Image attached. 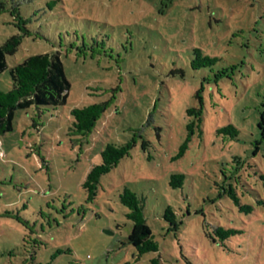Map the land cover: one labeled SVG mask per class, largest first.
Masks as SVG:
<instances>
[{
	"label": "rangeland",
	"instance_id": "obj_1",
	"mask_svg": "<svg viewBox=\"0 0 264 264\" xmlns=\"http://www.w3.org/2000/svg\"><path fill=\"white\" fill-rule=\"evenodd\" d=\"M18 16L29 34L0 91L10 68L55 52L70 88L0 134V264H264V0H0V45L22 35ZM91 104L105 109L82 137L70 111ZM126 143L89 200L88 172ZM125 189L157 252L129 245Z\"/></svg>",
	"mask_w": 264,
	"mask_h": 264
},
{
	"label": "trees",
	"instance_id": "obj_2",
	"mask_svg": "<svg viewBox=\"0 0 264 264\" xmlns=\"http://www.w3.org/2000/svg\"><path fill=\"white\" fill-rule=\"evenodd\" d=\"M17 27L22 35H15L8 38L0 45V74L7 68L6 57L14 55L21 43L22 37L28 35L26 23L21 17H17ZM205 60L212 64L215 59L205 57ZM199 64L193 62L195 69ZM202 66V64L200 65ZM12 88L7 92L0 91V134L11 132L16 110L28 109L31 106L39 107H58L66 104L70 83L65 75L64 66L57 52L32 55L25 58L21 63L9 70ZM104 104H91L83 108H75L70 111L73 118L72 128L77 135L85 136L94 126L95 121L103 113ZM190 115L197 114L196 110L189 109ZM199 120V119H198ZM227 129H235L228 125ZM132 148L131 143L116 147L108 145L101 153L102 161L99 165L92 167L82 184L87 192L88 199L92 200L96 196L97 185L102 175L108 173L118 162L124 158ZM187 148L183 145L178 153L181 157ZM182 174L171 176L169 185L172 188L181 186ZM228 196L239 206L241 211H251V207L239 204L238 198L232 189L229 188ZM120 202L129 209L126 214L133 224L128 235V243L135 248L138 255L150 252H157L158 245L153 240L151 231L145 222L142 201L137 195L125 189L120 195ZM172 221L173 213L167 208ZM233 229H222L218 227L216 234L226 239L229 235L235 234ZM151 264H157V260H151Z\"/></svg>",
	"mask_w": 264,
	"mask_h": 264
},
{
	"label": "built area",
	"instance_id": "obj_3",
	"mask_svg": "<svg viewBox=\"0 0 264 264\" xmlns=\"http://www.w3.org/2000/svg\"><path fill=\"white\" fill-rule=\"evenodd\" d=\"M0 147H1V143H0ZM0 157H3V154H2V152H0Z\"/></svg>",
	"mask_w": 264,
	"mask_h": 264
}]
</instances>
